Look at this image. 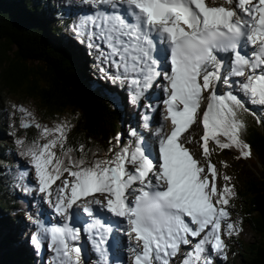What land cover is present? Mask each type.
Listing matches in <instances>:
<instances>
[{
  "label": "snow or ice",
  "instance_id": "snow-or-ice-1",
  "mask_svg": "<svg viewBox=\"0 0 264 264\" xmlns=\"http://www.w3.org/2000/svg\"><path fill=\"white\" fill-rule=\"evenodd\" d=\"M81 3L96 10L84 16L75 31L95 52L100 70L108 74L112 69L114 81H128L136 88L133 103L143 89L162 77L167 81L161 86L167 97L163 100V119H170L173 128L168 134H162V127L157 132L158 149L147 141L142 145L138 138L135 147L125 145L118 151L110 148L111 155L92 160L85 158L84 145L75 150L66 147L70 130L67 122L52 128L35 123L45 143L25 145L24 140L16 141L25 149L22 155L30 157L38 191L66 221L62 226L40 225L50 236L53 264H82V249L70 244L81 233L80 228L68 223L76 217L74 205L92 218L85 223L84 231L99 235L96 250L102 255L106 249L101 245L107 242L106 234L112 228L95 216L94 206L126 222L123 231L129 238L127 251L132 264H213L209 250L226 259L228 246L222 238V225L223 234L229 237L242 231L237 223L229 222L228 207L236 196L235 186L230 183L232 178L224 175L223 180L229 183L218 190L215 165L209 161L206 171L185 146L191 140L183 133L199 116L204 128L200 137L204 156L210 154L208 142L213 140L220 149L236 147L243 158L251 157L250 145L241 139L245 124L237 111L248 109L232 91L218 94L217 85L222 81L231 88L228 77H241L235 81L237 91L250 103L264 106V0H225L230 7L217 5L216 0ZM156 38L167 45L164 60L156 55ZM248 46L250 53H244ZM221 52L234 54L223 79L224 60L217 55ZM205 101L206 108L201 112ZM18 111L32 115L23 107ZM33 123L22 118L20 127L28 128ZM130 135L137 136V132L133 129ZM115 139L119 141L120 137ZM74 151L85 155L74 157ZM65 173L53 200L52 186ZM82 198L84 202L78 204ZM32 239L40 245L36 235Z\"/></svg>",
  "mask_w": 264,
  "mask_h": 264
},
{
  "label": "trees",
  "instance_id": "trees-1",
  "mask_svg": "<svg viewBox=\"0 0 264 264\" xmlns=\"http://www.w3.org/2000/svg\"><path fill=\"white\" fill-rule=\"evenodd\" d=\"M56 3L57 0H0V264H33L31 256L25 252L23 256L11 247L12 238L16 237L5 233L10 226H16L17 217L32 213L15 195V182L5 172L12 166L16 145L7 129L3 96L11 93L35 101L43 120L69 111L75 117L70 121L66 147L75 150L84 145L88 160L93 153L105 151L107 141L119 131L118 119L128 114L118 108L119 99L103 93L93 76H88L87 67L75 55L79 49L59 36L64 32L63 26L74 20L67 15L63 25L55 23L53 27L45 22L46 15L60 11ZM87 63L91 67L92 63ZM237 111L245 124L241 139L250 145L252 155L234 163L247 160V168L234 185L236 196L231 203L240 208L241 221L257 237L245 245L230 237L227 252L230 259L239 254L238 264H264V106L263 110ZM16 135L29 145L36 141L37 132L30 127ZM218 149L211 154L215 161L237 150ZM85 153L74 151L73 156L78 158ZM233 244L242 245V249L237 251Z\"/></svg>",
  "mask_w": 264,
  "mask_h": 264
},
{
  "label": "rangeland",
  "instance_id": "rangeland-1",
  "mask_svg": "<svg viewBox=\"0 0 264 264\" xmlns=\"http://www.w3.org/2000/svg\"><path fill=\"white\" fill-rule=\"evenodd\" d=\"M80 1L81 0H72L71 1V4H76L77 2H78V4H81ZM57 3H58V1H57ZM63 4L64 5H69V3L66 4L65 2H63ZM66 12H67L66 11V8L60 9V11L57 12L56 16L49 17V19H46L45 22L47 23V25L49 27H53V25L56 22L62 23V20L66 16ZM44 18H46V17H44ZM75 27H76V25L69 26V27L65 28L67 33L63 32L59 36H64L66 43H68L67 38L68 39L70 38V41L71 42H74L76 44L75 47L79 49L78 50L79 52H77L75 50L76 51L75 55H76L78 61L79 60L80 61H83L85 68L87 67V74H88V76H93L94 77V80L97 81L96 78H95V76L94 75H91V71L93 73L92 66L90 67L88 65V63H87L88 60L86 59L87 56H89V53H90L91 50L88 48V52L86 53V51L83 49V45L86 42H81V37L78 36L77 32L75 31ZM75 39H77V41ZM122 102L124 103V98L122 99ZM122 102L120 100V104ZM3 104L6 107V123H7V127H8L7 129L10 132V138L15 137L16 136V133L18 131H20V130L22 131V130H26V129L30 128V127H28V128H21L20 127V122H21V119L22 118L25 119V120H27L30 123H33V117H34L35 120H34L33 126H31V127L34 128V131L37 132L36 140L38 142H40V143H45V142H47V140L41 138V136H40V130L37 129L34 126L35 123H39L42 126H47L49 128H52L56 124L61 123V122L70 123V121L72 120V118L75 117L74 115H71L69 111H65L63 113L56 114L54 117H51V118H48V119H44L43 120L42 119L43 117L42 116L40 117L41 112L38 110V106H37V104H36L35 101H33L31 99H27L25 97H21V96L20 97H17L15 95L11 94V93H6L3 96ZM14 105L16 107H14ZM19 107H23V108L27 109V111L30 112L32 115L31 116H27L25 113H21L20 111H18V108ZM123 115L124 114H122V116ZM125 115H127V114H125ZM121 117L118 119L119 123H120ZM191 132H192V134H191ZM193 134H194V136H193ZM186 135H188L186 138H188L189 135H192V137L194 139V137L196 135V132L194 131V128L192 127L190 133H188ZM19 139L21 140L22 137H20ZM48 139H52V137H48ZM186 144L188 146H190V143H186ZM193 146L194 145H192V147ZM208 146H209V149L213 147L211 145V143H208ZM17 152H19V147H17ZM17 152H15L14 156L16 155ZM109 155H111V153ZM239 155H240V152L239 151L237 153H235V155L227 154V155H225L222 158V160L219 163L216 164L215 167L217 169V174H218L217 175L216 183H217L218 190L221 189L224 184L229 183V182H226V181L223 180V176L224 175L230 176L232 178L231 181H230V183L232 185L236 184L237 183L236 180L238 178L242 177V175H243V173L245 171V168H247V160H243L242 163L234 164ZM28 158H30V157H26V158L25 157H21V158H17L16 157V159H18L19 161L20 160L21 161H25ZM18 166H19V163L16 162L15 168L17 169L18 176L20 177L19 179H20V181L25 180V177L22 174L23 171ZM205 170L207 171V169H205ZM66 176H67V174H65L63 177H61V180L56 181V184H54L52 186V189H53V200H54V196H55V192H54L55 188L58 185L61 184V181ZM209 179L211 180V176H209ZM36 181H37V178H36ZM18 184L19 183H17V185ZM37 197L39 199H43V198H45V194L39 192V195ZM228 210H229V212L231 214L230 215V221L229 222L237 223L238 224V227L242 229V231H239V234H234L235 237H236V239H238L239 241H241L244 245L247 242L253 241L257 237V235L254 234L248 228V226L245 223H243V221H241L240 208L239 207L237 208V205L234 204V205H232V208H228ZM221 230L224 231V225H222V229ZM234 246H235V248H236L237 251H240V249H242V245H241V247L240 246H237L236 244ZM227 250L229 251V248L228 249L226 248L225 251L227 252ZM227 255H228V253H227ZM216 257H214V258H216ZM218 257L219 258H222L220 255H218ZM228 259H229V257H228ZM228 259L222 258V260H223L222 264H225V262ZM232 259H229L230 262L232 261V264H238L239 261H240L239 254L237 253L234 256V258H232ZM229 261H228V263H230Z\"/></svg>",
  "mask_w": 264,
  "mask_h": 264
},
{
  "label": "bare ground",
  "instance_id": "bare-ground-1",
  "mask_svg": "<svg viewBox=\"0 0 264 264\" xmlns=\"http://www.w3.org/2000/svg\"><path fill=\"white\" fill-rule=\"evenodd\" d=\"M94 78V77H93ZM107 94V93H106Z\"/></svg>",
  "mask_w": 264,
  "mask_h": 264
}]
</instances>
